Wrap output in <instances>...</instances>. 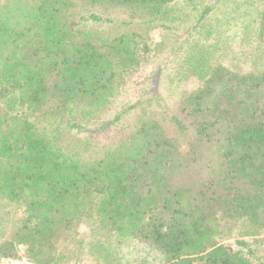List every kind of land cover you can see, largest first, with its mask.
Instances as JSON below:
<instances>
[{
	"label": "trees",
	"instance_id": "trees-1",
	"mask_svg": "<svg viewBox=\"0 0 264 264\" xmlns=\"http://www.w3.org/2000/svg\"><path fill=\"white\" fill-rule=\"evenodd\" d=\"M220 1L0 0V221L14 222L35 264H60L59 245L88 220L144 243L158 264H262L245 240L222 236L227 225L264 234V65L221 60L225 29L204 28ZM236 3L231 37L263 57L264 0ZM117 9L128 22L87 28ZM157 20L175 33L185 24L197 44L171 77L185 116L114 126L122 113L105 112L162 46L150 36Z\"/></svg>",
	"mask_w": 264,
	"mask_h": 264
},
{
	"label": "rangeland",
	"instance_id": "rangeland-1",
	"mask_svg": "<svg viewBox=\"0 0 264 264\" xmlns=\"http://www.w3.org/2000/svg\"><path fill=\"white\" fill-rule=\"evenodd\" d=\"M245 1L223 0L220 1L221 3L218 2L206 16L207 20L204 24L205 29L209 25L216 29H225L223 36H226L228 40L226 43L220 42L218 54L225 64L233 59V63H236L239 70L243 71L247 70L249 65H254L256 68L264 65V56L262 57L258 49L253 51L254 42L241 43L240 38H232L233 22H227L228 25L225 23V18L231 16L232 11H235L234 5H237L236 2L242 3L239 4L241 10ZM252 1L257 2V0ZM250 5L249 3L246 6L247 12L250 10ZM104 16L109 17L111 21H89L87 28L114 31L117 24L122 21H129V19H125L128 18L129 14L119 12L118 9L109 10L104 13ZM178 26L176 33L162 26L158 20L151 26L150 36L152 41L161 42L162 46L157 49L156 53H152V57L147 62L141 64L133 71L134 73L132 72L130 81L123 86V90L114 101L113 107L105 112L104 117L106 119H111L118 112L122 113L120 120H117L114 126H118L120 123L121 125L125 124L126 119L131 118L133 115L143 113L157 115L162 110H169L181 117L185 116L182 114L184 88L175 87L171 77L175 73L178 63L182 61L183 56L197 44L193 43L194 41L190 38L189 33L186 32L185 24ZM194 36L197 37L196 34ZM195 41H198V39ZM207 42H210V40ZM181 44H183V49L179 48ZM83 125L85 127L97 126L95 122H84ZM71 134L81 139L86 136L84 129L77 128L72 129ZM16 216L18 217L19 214H16ZM4 218L7 219L8 217ZM2 219L1 217L0 220ZM10 220H8L6 226L0 221V244L4 242L12 243L14 247L16 246L14 249L16 255L12 254L13 251L8 250V244L3 247L6 248L5 250L1 249L0 255L22 256L24 255L22 253L25 246L15 243V240L12 239L14 222L12 223ZM95 227L96 221H84L73 231L70 240L59 245L58 251L63 258L60 260V264H158L159 255H156L155 251L144 243L131 238L119 239L118 241L114 233L106 234ZM223 230L222 236L225 243L234 244V240L238 238L245 240L255 249L256 256L260 258L258 260L264 264V234L251 237L245 233L244 226L239 225H227Z\"/></svg>",
	"mask_w": 264,
	"mask_h": 264
},
{
	"label": "built area",
	"instance_id": "built-area-1",
	"mask_svg": "<svg viewBox=\"0 0 264 264\" xmlns=\"http://www.w3.org/2000/svg\"><path fill=\"white\" fill-rule=\"evenodd\" d=\"M0 264H35L26 256H4L0 255Z\"/></svg>",
	"mask_w": 264,
	"mask_h": 264
}]
</instances>
